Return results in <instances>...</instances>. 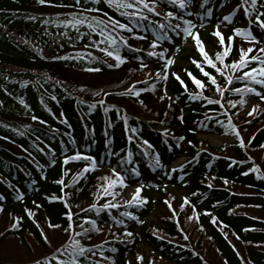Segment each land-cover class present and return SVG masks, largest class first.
<instances>
[{
	"label": "trees",
	"instance_id": "16d2710c",
	"mask_svg": "<svg viewBox=\"0 0 264 264\" xmlns=\"http://www.w3.org/2000/svg\"><path fill=\"white\" fill-rule=\"evenodd\" d=\"M71 2L72 0H52L53 4ZM148 2L151 4L152 0ZM239 4V0H207V3L204 0H191L186 9L180 10L168 3V0H156L157 11L161 15L155 16L145 12L148 20L136 18L129 20L120 14L122 10L103 2L94 5L100 11L90 15L103 18L106 22L107 18L111 17L133 28L132 32L118 29V35L113 33L118 41L123 37L131 48L119 44L120 55L127 62L119 67H110V64L117 63L114 59L107 57L96 47L85 48L92 40H100L99 35L94 33L78 40L74 29L57 27L52 22L57 17L60 20L70 18L77 9L47 4L42 6L37 0H0V197H2L0 207L3 208L0 212V226L3 227L0 233H5L10 227L13 217L22 218L19 230L0 236V245L4 240H9L8 242L15 247L12 249L22 252L23 255L26 253L34 255L29 261L22 262L2 258L0 251V264H31L37 258H51L57 248L70 243V236L83 232L78 226L81 223L89 231L75 236V239L96 253L94 256L87 253L86 257H81V264H95L97 261L99 264H128L129 259L132 261L131 264H144L143 261L137 260L141 253L140 245L152 248L154 252L165 257L169 264H212L196 245L184 239V235L178 231L174 222L167 220L169 222L163 226V230L177 242L158 238L159 236L153 235L154 230L149 226L139 228L153 211L154 205L170 194L167 188L188 192L191 204L199 211L196 213L198 219L202 220V230L213 242V247L223 264H264V168L249 156L252 150H258L264 145L262 125L264 100L252 93L225 92V98L222 99L224 105L231 100L242 105L243 110L247 101L256 99V106L261 114L240 125L247 128L250 133L254 132L248 149L236 142V145L231 146L233 155L215 156L201 149L198 135H229L234 139L237 137L229 129L230 117L224 114L226 113L224 107L210 105L202 99H189V92L196 93L199 89L188 78L185 69L207 83V78L203 77L191 63V59L198 61L202 59L196 48L193 46L183 50L185 54L181 62L170 68L167 80H139L137 73L141 68V61L147 64L146 68L161 71L164 59L148 56L147 53L151 50V43L162 34L158 23L167 24L164 15L168 11L192 20L197 25L194 31L199 33L200 38H204L208 44L217 45L212 33L218 24L222 25L224 17L222 12L229 11L232 14ZM261 4H264V0H258V10L264 11V8L260 7ZM91 6L93 5H86ZM209 11L212 13L211 17L207 16ZM189 12L195 14L189 16L187 14ZM244 20L241 12L239 22L244 23ZM172 23H181L183 27L182 21L173 20ZM201 24L203 27L199 26ZM88 31L86 26L81 27V32ZM163 31H167L171 39L156 41L159 47L155 51L163 52L165 59H169L175 57V53L168 45H176L182 34L177 36L171 30ZM65 32L68 36L63 35ZM253 32L257 39L262 41L261 48L264 47V30L254 24ZM141 36L145 38H137ZM189 41L193 43L192 39ZM244 46L246 45L243 42L236 40L235 52L239 53V49ZM88 52L96 59L87 56L83 59H53L76 57L77 53ZM258 66V62L249 65ZM88 68H99L100 71L90 72L86 70ZM205 70L216 75L218 83L224 84V79L207 65ZM172 72L180 75L190 91L186 92L183 89L171 76ZM133 79L140 83L137 90H146L141 91L138 97L122 95L121 90ZM245 83L246 81H234L231 87L243 88ZM252 86L256 89L261 87ZM210 91H214V87L210 86L204 95H210ZM260 91L264 93V87H261ZM104 92L110 95H103ZM167 92L171 99H161L160 96ZM153 98L156 99L155 102L158 100L161 107L148 103L152 106L150 107L147 104V100L151 101ZM21 100L24 104L20 103ZM101 100L105 102L103 105L98 103ZM241 100L246 102L239 103ZM90 105L95 107H89ZM106 107L108 111H105ZM233 113L235 110L230 113L231 122L235 125L239 118L236 114L232 116ZM33 116L37 119H33ZM152 126L168 128L171 137L183 135L186 138L184 145L177 149V145L170 142L171 148L174 149L176 158L185 156L191 163L186 165L181 173L171 171L166 175H159L157 181H162L166 192L165 189H161L163 187L155 190L154 184L143 187L141 196L146 198L147 203L142 208L137 205H122L103 210L99 215L95 210L81 211L88 209L93 203L99 207L112 201L111 196L97 193L98 186L104 183L100 178L111 176L112 169L121 172L127 184L134 181L126 173L129 171L127 153L129 151L132 153L134 165L145 161L143 152L134 141L144 145L152 156L158 154L166 159L168 147L162 143V139L153 131ZM132 129H135V132ZM129 137L132 138L131 141ZM145 140L152 145L151 148L143 144ZM77 152L95 157L100 162V167L83 174L80 182L73 185L74 175L82 172L88 162L81 160L65 165L63 161L66 156H73ZM254 165L258 166L259 171L252 170ZM66 171L68 174L64 175ZM184 173L191 176L186 182L181 183L179 179ZM58 180H63L69 187L64 188L62 192V185L56 183ZM225 180L245 191L230 190L226 187ZM209 184L212 185L211 188L208 187ZM115 191L118 195L113 202L117 203L119 196L124 197L126 188L118 186ZM155 192L161 197L155 198ZM53 196H63V201L50 202L49 198ZM64 201H67L69 209L65 208ZM37 205L41 207L38 208ZM239 207H245L246 210H252L259 215L235 212ZM26 208L35 213L32 219L26 214ZM68 210L77 215L73 217L74 229L65 232L64 229L69 223L65 216ZM123 212L131 213L136 219L121 216ZM212 217H215L223 227L227 225L224 232L217 224L211 222ZM86 219L96 220L101 230L92 229L90 224L84 223ZM121 219L124 224L115 223ZM48 220L61 227L49 228ZM37 223L47 234L50 244L43 242ZM108 227L120 229L123 234L130 231L133 236L125 235L122 242L118 241V238L109 240L101 235L106 233ZM138 229L139 234H136ZM230 236L239 237L238 242L244 249L237 248ZM61 259L67 260L68 256L64 255ZM152 262L160 264L155 259ZM52 264H56V261L52 260Z\"/></svg>",
	"mask_w": 264,
	"mask_h": 264
},
{
	"label": "snow or ice",
	"instance_id": "6c2138e0",
	"mask_svg": "<svg viewBox=\"0 0 264 264\" xmlns=\"http://www.w3.org/2000/svg\"><path fill=\"white\" fill-rule=\"evenodd\" d=\"M101 2L108 4L110 7H115L118 10L121 11V15L128 17L129 20H132L133 18H136L137 20H148V16L145 15V12L154 14L155 16H160L161 13L157 11L156 7V0H152L151 4L148 2V0H72L70 4H53L52 0H37V3L40 5H52L56 7H70L77 9V11L73 12L70 15V18H66L64 20H60L59 17L56 18V20L52 21L57 25V27L63 26L65 28L71 27L75 30L77 33V39H84L85 36H92L94 33L96 35H99L101 37L100 40H92L90 44L85 45V48L89 47H96L100 52L104 53L107 57H111L114 59L117 63L115 65H109L110 67L115 66L119 67L121 64L126 63V59L123 58L120 55V49L119 44H123L124 46H127L131 48L130 45L127 44V41L123 39V37H120L119 41L117 40V36L113 35V33H117V30H126L128 32H132L133 28L129 27L126 23H121L119 20L113 19L111 17L107 18V22L103 18H99L97 16L90 15L94 12H99L100 9L97 7H94V5H99ZM205 3H207V0H204ZM168 3H170L172 6L177 7L180 10L186 9L189 4L191 3V0H168ZM91 4L93 6L86 7V5ZM258 0H241V5L238 6V9L240 7H243L244 15L248 18L249 25L255 24L260 29L264 30V11L258 10ZM203 5H201L202 7ZM261 8H264V4L260 5ZM131 9L132 11H128ZM237 9V10H238ZM237 10H234L237 11ZM253 13H255V18L253 19ZM189 16L194 15L195 13L189 12L187 13ZM212 13L209 11L207 12V16L211 17ZM233 14L225 15L223 17V20L221 23L227 22V24L233 23ZM105 16L107 14L105 13ZM30 19H35V17H30ZM164 19L167 21V24L165 23H158V28L162 30V34L160 36L156 37V40H154L151 45L150 49L147 53L148 56L152 57H158L160 59H164V65L160 72L154 73L153 76L147 77L146 79H168V69L174 64V58L165 59V54L163 52H157L155 49L159 47L158 43L156 41L160 39H171V37H168L167 31L163 30H171L176 33L177 36H181L182 39L187 40L188 38H191L194 47L196 48L197 52L201 56V60L191 59V63L196 66V68L199 70V72L202 74L203 77L207 78V83L197 78L191 71H188L185 69V73L188 76V78L192 81V83L196 86V88L200 89L199 92L192 93L189 92V99L192 100H205L208 104H216L223 107V104H221V99L225 98V92L227 91H233L241 94L246 93H252L255 96L260 97L261 100H264V93L261 91H257L255 87L252 85H260L261 87H264V47L256 49L255 45H259L262 43L261 40L257 39V37L253 34L252 29L249 28H241V27H235L233 29L232 35H229L227 37L228 46H225V36L220 31L221 25L218 24L216 26V30L212 33L214 37L217 38V44L221 50L217 51L214 54V57L210 56L209 53L205 50V46L203 41L201 40L199 33L195 32L194 29L197 28V25L190 19H184L183 15L177 16L172 11H168L164 15ZM173 20H179L182 21L183 27L181 26V23L173 24ZM48 21H46L47 23ZM155 23V22H154ZM86 26L88 28V32H81V27ZM138 26V25H137ZM200 27H203V24L199 25ZM63 35L68 36V33L65 32ZM236 37L242 38L245 42L252 44V47H248L247 49L241 47L239 49V58L237 60H233L231 63H226V59L229 57L231 51L233 42L236 39ZM71 40V37H68ZM138 39H144L145 37H137ZM100 45H105V47H100ZM259 51L261 55H250V53H253L254 51ZM43 50H41L42 53ZM136 51H140L139 49H136ZM85 56L96 59V57H93L90 52L88 53H77L76 57H53V59H76L80 58L83 59ZM106 62V61H105ZM252 62H258V67H249L250 63ZM205 65L210 67L212 70H214L215 73H217L220 77L224 79V84L221 85L218 83L217 76L213 75L211 72L205 70ZM147 64L143 63L141 61V69L146 68ZM247 69V70H245ZM87 71H100L99 68H88ZM171 76L178 81L183 89L188 92V86L185 84L184 80L180 77V75L176 72L170 73ZM234 81H246L243 88H235L231 87L233 85ZM26 84V82H25ZM210 86H214L215 93L219 94V97L221 99H213L206 95H204V92L208 90ZM84 89H81L83 91ZM146 89H140L137 90L134 85H129L126 87L122 95H132V96H139L141 91H144ZM99 94V93H96ZM103 95H110V93L104 92ZM55 99V97H52ZM163 99L164 97H160ZM169 99H171L169 97ZM142 102V101H141ZM246 101L241 100L239 103H245ZM21 104H24V101H20ZM101 105H103L105 102L103 100L99 101ZM228 104L231 105L233 108L236 106L231 100H228ZM27 107V105H25ZM89 107H95V105H90ZM258 110V106H253L252 111L248 113V115H253V113H256ZM105 111H108V108H105ZM33 119H37V117L33 116ZM182 119V118H181ZM43 123V121H41ZM219 123V121H217ZM228 126L229 129L235 136L239 139L240 146L241 147H247L245 144L243 138L240 136V132L236 129L235 125L232 124L231 118L228 120ZM133 132H135V129H132ZM167 131V130H165ZM131 137H129V140L131 141ZM179 139L183 140V137H180ZM251 141H249L250 143ZM143 144L147 145L148 148H151L152 145L149 144L148 141H143ZM107 147V145H106ZM262 148H264V145H261ZM112 155V153H109ZM145 156H148L149 153L145 151L143 153ZM131 156L132 153L129 151L127 153V161L128 163H131ZM87 161L88 163L86 166L82 169V172H78L74 175L72 184H78L80 182V179L82 178L83 174H86L91 171H95L98 167H100V162L96 160L95 157L82 154L80 152H77L73 156H66L63 163L67 165L69 162H76V161ZM191 163V162H189ZM233 163H236V161H233ZM155 165L160 166V158L159 155L156 154L155 156ZM183 169V166H181V170ZM253 171H259L258 166H253ZM173 171H176L173 169ZM132 172L139 176L140 173L136 171V169H132ZM67 171L64 173V175H67ZM247 175V173H244ZM104 181V183L100 184L97 188V193L99 195H105V196H111L112 201L106 202L103 205L97 206L96 203H93L89 205L88 209H81V211L87 212L89 210H95L97 215L103 210L109 209V208H118L121 207L120 204L113 202L116 199V196L118 193L115 191V189L119 186L121 188H127L129 185L126 183V178L124 175H122L117 169H112L111 176H104L101 177ZM215 179V177H213ZM56 183L62 185L61 191L63 192L64 188L69 187L68 184H65L63 180H58ZM225 183H227V180H225ZM209 188L212 187L211 184L208 185ZM143 190V186L137 187L135 191L133 192L131 199L124 201V204L126 205H144L147 203L146 198H143L141 196V192ZM195 195V194H194ZM2 199V197H0ZM18 199H22V197H18ZM50 202L52 200H62L63 196H53L49 198ZM35 203V202H34ZM65 208L69 209V205L67 201H64ZM167 206L171 209V203L169 201H165ZM191 202L187 197L184 198L183 204L181 205V210H183L185 205H189ZM37 207H41L40 205H37ZM195 209V206H193ZM3 211V208L0 207V212ZM26 214L30 219H32L35 215L31 210L25 209ZM206 215H211L210 213H205ZM77 215L76 213L71 212L70 210L65 212V216L67 220L69 221L68 226L64 229L65 232H70L74 229V223H73V217ZM121 216L129 217L131 219H136L135 216H133L129 212H123L121 213ZM176 216L175 210H173V217ZM171 218V217H170ZM199 218L198 215L196 217ZM189 220L193 219V217H188ZM21 217H13L12 223L10 224V227L5 230V233H0V236H5L8 232L17 231L20 228L21 224ZM35 222V221H34ZM213 224L217 223V219L213 218L211 221ZM84 223H88L92 226V229L96 231H100L101 229L98 227L97 221L94 219H86ZM116 224H124V221L116 220ZM49 228H60L61 225L59 224H52L50 220L47 221ZM37 228L40 230V236L44 243L50 244V241L48 239L47 234L44 232L43 228L40 227V225L36 224ZM83 232L82 233H74L73 236L69 237L70 243H66L65 245H61L60 248L56 249V253L53 254L51 258L43 257V258H37L34 259L31 264H52V260L56 261V264H81V257H86L87 253H91L93 256L96 254L92 248H86L83 245H81L80 241L75 239V236H79L82 234H86L89 229L84 228L83 223L78 225ZM224 227H227V225H224ZM183 231V229H181ZM247 231V229H246ZM124 235L131 237L133 236L132 232H125ZM153 235H157V233L154 231ZM160 239H163L162 236L158 237ZM239 238V237H237ZM184 239L187 240V235L184 236ZM96 247V246H93ZM115 251V249H113ZM64 255L68 256V259H61ZM162 259V258H161ZM138 261H142V256H137ZM95 264H99V262H95ZM149 264H154V262L150 261Z\"/></svg>",
	"mask_w": 264,
	"mask_h": 264
},
{
	"label": "rangeland",
	"instance_id": "374dc122",
	"mask_svg": "<svg viewBox=\"0 0 264 264\" xmlns=\"http://www.w3.org/2000/svg\"><path fill=\"white\" fill-rule=\"evenodd\" d=\"M61 11H72V10L71 9H61ZM201 40H203L205 50L209 53L210 56L214 57V54L217 51L221 50L219 48L218 44L217 45L208 44L207 42H205L204 38H202ZM216 42H217V40H216ZM179 46L185 47L187 49V48H191L193 45L191 43H185V44L179 45ZM225 46L226 47L228 46L227 40H225ZM248 47H252V46H244L245 49H247ZM256 49H259V48H256ZM174 51L176 52L175 49H174ZM258 52H259L258 50L254 51L253 54L258 55ZM184 54H185L184 52L178 51V53L175 54V57H173L174 61H175L174 64L181 62V59H182ZM238 58H239V53L235 52L234 48H232V51H231L229 57L226 59V63H231L233 60H237ZM228 60H230V61L228 62ZM137 73H138V79L139 80L143 79V80L152 81V80H155V78H152V79H146V78L153 76V74L157 73V71H152L151 68L148 67V68H143V69L140 68ZM136 80L137 79H133L131 81L132 82L131 85L135 84L133 82H136ZM134 87L136 89H139L140 84H136ZM212 87H214V86H212ZM209 93H210V95H215V96L219 97V94L215 93L214 91H210ZM149 94L151 96V91H149ZM162 96L164 97L163 100L165 98L170 97L168 92L162 94L160 97H162ZM154 100H156V99L153 98V100H151V101H150V99H148L147 104L149 103V104H152L156 107H161L158 100H157V102H155ZM233 103L236 105L234 108L231 105H229L228 103H226L225 104V111L227 113L228 112L231 113L232 110H235V113H233L232 116H235V114H236L239 118V122L235 123V127L240 132V136L243 138L245 144L247 145L246 149H248L249 141H251V139L254 135V132L250 133L247 128L240 127V125L251 121L256 116L261 114V111L258 109L256 113H253V115L250 116V115H248V113L252 111L250 109V107H248L246 109L244 106V109H243L244 111H243L242 105H239L238 102H233ZM149 106L152 107L151 105H149ZM254 106H256V104ZM262 125H264V122L262 123ZM198 138L200 140L199 146L201 147V149L203 151L208 152V153L215 155V156H219V155L225 156L227 154L233 155V152L231 150V146L234 145L235 142H238V144H240V142L238 141V138L235 140L232 138H228L227 136L199 135ZM249 156L251 157V160L260 164L264 168V148H260L258 150H255V149L252 150L251 153H249ZM180 162H182V161H180ZM180 162H175L174 160H172V161L168 162L166 165L177 166L176 164H178ZM174 163H176V164H174ZM104 172H107V171H104ZM110 172H112V171H110ZM133 177L137 178V177H141V176H137L134 174ZM143 181H146V179ZM138 184L139 183H134V186L127 187L126 191H125V196L124 197L122 195L119 196V201L117 203L118 204L124 203V201L131 199V196H132L133 192L135 191L136 186ZM226 187L229 188L230 190H233L234 192L245 191L243 188L235 186L234 184L227 183ZM154 197L157 198L158 194L154 193ZM160 197L161 196H159L158 198H160ZM165 201H169L171 203V206H172L171 209L167 206ZM180 204L182 205L183 202ZM180 204L177 201L173 202L171 197H163V199L158 204L156 203L154 205L153 211L151 212V214L147 218L146 226H149L150 228H152L157 233V236H159V237L162 236L163 238L177 242L176 239L170 238L163 230V226L167 222H169V221L174 222V223H176V227H177L178 231H180L181 234L184 236L187 235V237H188L187 241L196 245L198 247V249L203 253V255H205L212 264H223L222 261L220 260L219 256H218V253L216 252L215 248L213 247V242L206 235V233L202 230V226H201L202 220L201 219L199 220L196 218L198 215L197 213H199V211H197L195 209H192V210L191 209H183V210H181ZM186 207L187 206H184V208H186ZM246 209L247 208H245V207H239V208L235 209V212H237V213H243V212L248 213V212H250L251 214L259 215L257 212H254L252 210H246ZM173 210H175V212H176L175 217H173ZM188 217H193V219L189 220ZM213 218H215V217H212L211 221ZM167 220H169V221H167ZM216 224L220 230H222V231L224 230V227L218 223V220H217ZM2 228L3 227L0 226L1 230H2ZM181 229H183V231H181ZM105 232H106L105 234L102 233L101 235H103L105 238H107L109 240H112L113 238L124 239V236H125L123 234V232L120 233L119 231L114 230L113 228L106 229ZM230 237L233 240V242L237 248L244 249V246H242L238 242L237 238H235V237L233 238L232 236H230ZM8 241L9 240H4L3 243L0 245L1 255L3 256L2 258H8L11 260H17V261L25 262V261H29V259L34 257V255H28L27 253L25 255H23L22 252H19L16 249H12L15 247L13 244H11ZM139 256L143 257L142 261L144 262V264H149V262L153 261V259L157 260L160 264L164 263L160 259H157L153 255V250H151L149 248L141 251ZM142 261H140V262H142Z\"/></svg>",
	"mask_w": 264,
	"mask_h": 264
}]
</instances>
